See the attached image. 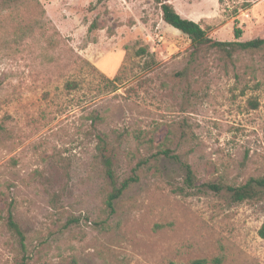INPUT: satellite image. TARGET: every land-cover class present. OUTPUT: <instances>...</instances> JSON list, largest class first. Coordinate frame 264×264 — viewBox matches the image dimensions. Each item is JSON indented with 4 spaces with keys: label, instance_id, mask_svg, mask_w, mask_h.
<instances>
[{
    "label": "rangeland",
    "instance_id": "rangeland-1",
    "mask_svg": "<svg viewBox=\"0 0 264 264\" xmlns=\"http://www.w3.org/2000/svg\"><path fill=\"white\" fill-rule=\"evenodd\" d=\"M168 3L264 37V0ZM0 126V264H264V197L225 190L264 178V50L193 51L153 0H0ZM100 135L137 177L112 211Z\"/></svg>",
    "mask_w": 264,
    "mask_h": 264
},
{
    "label": "trees",
    "instance_id": "trees-1",
    "mask_svg": "<svg viewBox=\"0 0 264 264\" xmlns=\"http://www.w3.org/2000/svg\"><path fill=\"white\" fill-rule=\"evenodd\" d=\"M100 1V0H99ZM154 3L159 6L161 11L162 21L173 29L179 31L188 38L193 48V51H198L202 48L208 50H217L232 56L236 52H254L264 50V37L255 38L247 41H241V30L234 31V40L225 42L218 41L210 38L204 28L199 23L182 18L174 9V7L168 3V0H153ZM91 25L90 29H92ZM143 51V50H142ZM117 77H115L116 79ZM70 85V84H69ZM2 127L0 126V130ZM119 145V142H118ZM118 145L114 146L109 141L106 135L98 136L97 151L104 168L105 178L108 184V192L106 196V207L112 211L115 201H117L124 191L128 187L137 181L136 176H131L127 179L118 181L114 165L118 158L119 151ZM158 155H163L167 158H174L172 156L168 145H163L159 149ZM185 171V182L192 183L193 173L188 164H182ZM211 189L220 191L221 188L215 185H209ZM225 190L230 194V198L233 202H245L262 199L264 197V178L250 179L245 184L238 187H225ZM7 225L19 236H22L20 228L14 222L12 214L8 213ZM261 235L264 236V225L261 230ZM18 264H27L25 261H21Z\"/></svg>",
    "mask_w": 264,
    "mask_h": 264
}]
</instances>
